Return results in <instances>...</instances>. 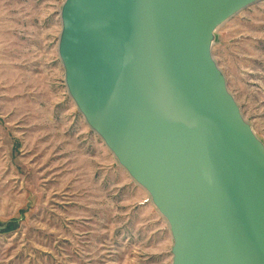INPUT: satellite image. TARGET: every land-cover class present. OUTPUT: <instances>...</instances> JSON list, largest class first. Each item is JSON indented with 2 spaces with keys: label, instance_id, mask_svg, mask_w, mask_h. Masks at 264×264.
Wrapping results in <instances>:
<instances>
[{
  "label": "water",
  "instance_id": "95a60500",
  "mask_svg": "<svg viewBox=\"0 0 264 264\" xmlns=\"http://www.w3.org/2000/svg\"><path fill=\"white\" fill-rule=\"evenodd\" d=\"M258 1L60 8L65 87L168 223L170 264H264V142L212 55L217 28Z\"/></svg>",
  "mask_w": 264,
  "mask_h": 264
},
{
  "label": "rangeland",
  "instance_id": "374dc122",
  "mask_svg": "<svg viewBox=\"0 0 264 264\" xmlns=\"http://www.w3.org/2000/svg\"><path fill=\"white\" fill-rule=\"evenodd\" d=\"M63 2L0 0V264H170L168 223L65 87ZM212 42L264 142V0L217 28Z\"/></svg>",
  "mask_w": 264,
  "mask_h": 264
}]
</instances>
